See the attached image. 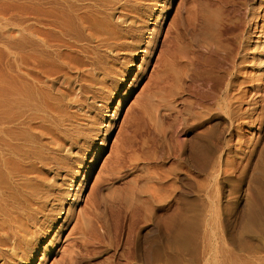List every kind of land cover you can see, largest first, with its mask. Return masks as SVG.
<instances>
[{
    "label": "bare ground",
    "instance_id": "6f19581e",
    "mask_svg": "<svg viewBox=\"0 0 264 264\" xmlns=\"http://www.w3.org/2000/svg\"><path fill=\"white\" fill-rule=\"evenodd\" d=\"M212 2L181 0L176 12L178 21L175 17L171 22L175 0H31V8L20 11L14 58L7 60L0 72V264H116L114 254L89 247V236L97 223L93 221L107 224L111 247L113 227L109 226L111 215L108 217L107 212L125 210L135 218L145 211L143 216L147 217L150 203L174 200L179 186L173 173L148 186L151 181L147 182L146 161L141 154L127 156L130 169L122 166L128 126L135 117L132 111L122 112V107L137 86L140 92L132 105L158 118L159 127L177 124L187 131L207 123L214 115L226 118L230 127L226 133L219 132L217 140L205 129L199 139L188 140L204 157L203 165L210 176L236 161L235 157L227 159V155L224 163L222 157L233 149V141L242 147L246 141L244 125L255 127L260 105L257 96L264 90V0L247 1L246 27L240 34L233 75L222 85L215 77V82L209 84L214 105H197L187 99L183 108L179 107L178 96L187 86L186 81L181 84L182 70L187 67L171 56L174 52H167L174 47L194 55L199 47L206 52L227 50L222 6L213 7ZM182 36L187 41L183 42ZM159 42L165 47L162 50L158 49ZM136 59L141 62L139 71L111 112L109 108L132 74ZM158 60L163 65L160 73L157 71L160 80L156 79L170 87L163 94L148 88ZM144 73L145 82L140 83ZM191 158L183 159L184 166L195 165ZM99 166V185L92 196L87 194L88 183ZM216 175H212L214 179ZM61 180L65 191L58 193L57 183ZM199 182L201 189L206 181ZM252 193L247 217L257 220L264 216V188ZM203 198L198 199L201 202H197V208L190 206L179 217L173 214L167 225L159 224L154 237L148 236L149 246L160 250L171 245L177 252H192L199 246V238L205 245L213 230L211 223L217 218L212 220L211 216L218 214L219 206ZM95 202L105 205L101 219L93 215ZM128 251L122 255L129 257Z\"/></svg>",
    "mask_w": 264,
    "mask_h": 264
},
{
    "label": "rangeland",
    "instance_id": "374dc122",
    "mask_svg": "<svg viewBox=\"0 0 264 264\" xmlns=\"http://www.w3.org/2000/svg\"><path fill=\"white\" fill-rule=\"evenodd\" d=\"M161 1L163 2L164 0H158V2L160 3ZM201 1L203 2V0ZM208 1L209 3L213 1L211 4L213 7H215V5L218 6V4L222 6V11L224 13L223 16H225L224 22H226L224 23L225 26L224 38L226 37L224 41L227 42L228 48L224 52L222 51L223 53L221 51L219 53V51H215V50H211V52L207 51L208 52L207 53L205 49L199 47L201 49L197 48L198 54L195 53L196 55L191 54V51H189L190 53L186 52L188 54H185L183 50L182 52H180L178 50V47L175 48L174 46H173L174 48L167 49V52L170 51L171 53L173 52L175 53V54L173 53L174 56L173 55L171 56L177 62H180L181 65L185 64L184 67H187L182 70L181 84L183 85L185 81L187 83V86L189 84H192L191 87L188 86L189 88H187V86L185 85L187 92L185 89V92L182 91L181 94H179L178 103L180 108L181 107L183 108V105L185 103L184 101L187 99L191 101L193 100V102L197 103V105L199 104L203 105L204 102H205L204 104H208L210 106L214 105V93L213 91L211 93L209 84H213L215 81L216 82L218 81L222 85L225 83V80H229V78L232 77L234 71V63L237 60L238 51H240V43H241L240 38L242 35V30L246 27L245 20L248 11L247 1L249 0H206V2ZM180 2L181 0H175L174 6L170 12L169 22H171L172 19L174 20V18L176 17L177 15L176 12L178 10L177 8L181 4ZM160 3H158V7H160L161 5ZM211 5L209 4V6ZM30 8H31V0H0V72L3 68L4 63L7 60H12L14 58L15 44L17 38V31H16L17 19L20 14V11L21 10L27 11ZM177 17L175 18L176 20L178 19ZM147 23H148L147 24L148 27L150 26L151 28L153 27L152 22H150V24L149 22ZM185 39L186 38L182 36L183 42L187 41ZM160 43L161 42H159L158 49L162 50L161 48H165V47H162L163 43L162 44ZM254 43L255 42L253 41L250 43L251 47H254L253 46ZM163 52H165V49L163 50ZM224 53H226V55ZM187 55L189 58L187 57ZM140 56L142 57L143 54H141ZM191 56H193L194 59L193 58L191 59ZM161 60L160 62L159 60L157 61V63L159 62L158 64L160 66L158 64L156 65V68L153 71L154 74H152V78L149 83V85L150 84L152 85L151 86L152 88H150V86L148 85L149 89L155 91L157 90L159 94L161 93L163 94L164 89L166 88L168 92L170 91L169 86L164 87L162 81L159 82L160 80V78H158L160 73L159 70L161 71V65H163V61L161 62ZM190 64L192 66H190ZM140 65H141L140 60L136 59L134 67L132 68L133 69L132 74H130L129 78H127L126 84L124 85V87L120 89L118 95L115 98L116 100L112 104L111 108H109L111 112L117 106L118 101L121 98L120 96L129 89L135 75L139 71L138 67ZM123 67L126 68V65H124ZM247 68L248 70H252V67L247 66ZM193 75L196 76V79L194 78L192 79ZM146 76L147 73H144L140 76V83L145 82ZM214 77L216 80L214 79ZM156 78H158L159 80H157ZM207 82H209L208 85ZM157 83L160 84L158 85ZM154 84L155 85L157 84V86L155 87ZM160 85H162V88ZM140 88H141L140 86L133 88L131 94L128 96V99L126 100V102L123 104L122 107L123 108L122 112H124V110L126 109L128 110V112L132 111V113L133 112L135 113L132 114L135 116L134 121H132V125L128 126L126 157L124 159L125 161H123L122 163V166L126 170L130 169L131 164L129 163H131V160L128 159V157H130L129 154L131 155L133 152L141 154V156H143L142 159H144L143 161L144 162L146 161L145 165L147 166V170H146L147 182L151 181L149 184L147 183L148 186L149 185L151 186L152 182L156 180L164 181L167 175L169 176V174L171 175L173 173L172 175L176 176L177 179L176 181L179 186V189H177V191L175 192V196H174L175 201L173 199H167V201L161 203L158 202L150 203L148 205V209L152 205L150 208H152L153 210L149 209L147 217L143 216V213L145 211L142 212V215L139 216L136 215L135 218L132 212L125 210H118L116 213L110 211H109L110 213L107 212L108 217L111 215L110 218H108L110 219L109 226L111 225V227H113L112 229H110L113 231L112 236L114 238L111 247L108 245L109 237H108L107 224L104 226V224L101 225L102 220H100L101 221L100 224L98 221L94 220L93 224H95V222L97 223L95 224L96 226L93 225L94 230H92L91 232L93 231L94 232L89 236L90 237L88 240V245H90L89 247L92 248V250L94 249L93 251H98L101 253L104 252L105 254L107 253L114 254L116 264H264V216L263 217L261 216L262 218L257 220H252L249 217H247L248 216L247 213L250 212L249 210L250 206L248 205H250L249 202L252 197V195L250 194L254 195L252 191L254 192L256 189L264 188L263 187L264 180H262L264 179V169H263L264 168V130H263L264 122H262L264 121L263 120L264 90L262 93H260L259 96H257L258 101H260L259 102L260 105L257 112L258 114H256L257 116L258 115L259 116L258 117L256 115H255L256 117L254 116L255 117L254 119H257V121L254 124L255 127H249L248 125H244L245 127L243 126L244 128L243 134L247 142L245 141L243 143L244 145L243 144L241 145L243 147L242 148L240 147V145L237 146L238 144L236 140L233 141L234 143L232 150L234 152L232 150H231L232 152L229 151L230 153L227 151L228 154H225L222 157L224 163L227 159L235 157L234 160L236 161H233L232 162L233 164L232 163L231 164L232 166L234 165L237 169L232 167L231 164H228L232 168H234V170L231 169L232 171H230L231 167L227 165L225 166V170L223 168L219 173L211 174L210 176V173L207 174L208 169L206 170L203 165L204 157L201 156V154L195 152L196 144L195 147H192L194 143L193 142L190 143L188 139L192 140L193 137L194 139L195 137L199 139L200 134L205 129V130H209L210 135L213 134L212 137L214 136L213 139L217 140L218 139L217 136L219 132L221 133V131L224 130L222 132L226 133L227 128L230 127V122L226 118L221 117L220 115L219 117L218 115H214L213 118H211L207 123L196 126L192 129H188L187 131H185L183 128L177 127L178 126L177 124L175 125L176 127H172V128L171 126L167 127L168 123L166 129L163 128L162 126L159 127V124L161 125V123H159L158 118H155L149 114H145V113L143 114L141 109L138 111L139 108L137 109V106H135L136 107L135 108L132 105V101L140 92ZM168 96L170 97V95ZM129 108H131V110H129ZM104 115H108V114H104ZM259 117L262 120L258 119ZM259 120L261 123H258ZM161 127L163 129H161ZM252 130L254 131V133L252 132ZM250 132L253 134H251ZM116 134L117 131L115 135ZM250 134L253 136H251ZM250 136L252 138H250ZM255 141L256 142L258 141L257 142L258 144ZM188 142L189 144H187ZM190 144L192 145L190 146ZM245 144H247V146ZM252 146L255 147L253 148ZM191 150H193L194 152ZM192 152L196 154H193ZM235 152H237V154H235ZM231 153H233L232 156ZM239 153L240 154L243 153L241 155L242 157L239 155ZM227 155L231 157L228 156L227 158ZM187 156L192 157L191 161L195 165L192 166L191 164V167H187L186 165L184 166V163L182 162L183 159L186 158ZM102 163L103 161L101 160L100 165ZM238 163L239 166L237 165ZM99 170H100V166L93 173L88 183L87 194L92 193L91 194L92 196L93 193H95L96 188L98 187L96 185H99L98 183ZM212 175L213 176L216 175L217 178L215 176L216 179H214ZM204 178L206 180H204ZM207 178L208 179L210 178L209 180L211 182L209 180L207 181ZM203 180L206 182H210V184L207 183L209 186L208 187L205 184L206 182L201 183L202 186L203 185L206 186L205 187L203 186V188L205 189L203 188L200 189V186H198V182L199 181L204 182ZM77 182L78 180L76 181L75 186H77ZM210 185L212 190L210 189ZM256 186H258V188ZM206 187H208L209 190L212 192L211 194L209 193V190ZM217 187L218 189L216 190L217 191L216 192L215 189ZM57 189H58L57 190L58 193H63L65 191V182L63 180L57 183ZM213 191L216 192V194H219L218 196L219 199L217 195L214 194ZM71 192H73V190ZM237 192L240 194H238ZM203 195H205L204 198L202 197ZM208 195L210 196L212 195L211 196L212 198H210V196L209 198H207ZM145 196L147 198L149 195H145ZM215 196L217 199L215 198ZM199 198L200 200L201 198H203V200L206 201L211 200L213 204L216 203L215 205L216 207L219 206L218 209L216 208L217 209L216 212H218V214L215 213L216 216H214V218L213 216H211L212 220H215L216 217L217 218L215 221H212L211 223L212 226L211 229L213 228L212 230L213 234L212 233L210 234L211 236H209L208 240L205 241V245L201 242V239L199 238L200 244L192 252L190 251L177 252L174 248L172 249L171 245H167V246L165 245L166 247L160 250L158 248L155 249V247L153 249L152 247L149 246L148 236L154 237L155 235L154 231H156L159 224L165 225L166 223L167 225V223L172 221L171 217L173 214H175L174 216L179 217L182 213H185L186 208H190V206L197 208L196 207L197 202H201L200 200L198 201ZM235 198L236 200H234ZM217 201L219 202V204L217 203ZM95 203H96L94 205L95 213L93 212V215L98 214V216H100L101 219V217H103V214L105 212L104 209L105 205H103L100 202H95ZM68 207L69 205L66 206V209ZM212 214H214V212ZM103 226L105 229L103 228ZM142 242L144 249L143 247L141 248ZM124 251L129 252L128 253L129 257L122 255V252Z\"/></svg>",
    "mask_w": 264,
    "mask_h": 264
}]
</instances>
